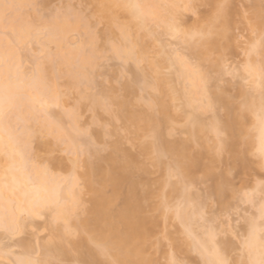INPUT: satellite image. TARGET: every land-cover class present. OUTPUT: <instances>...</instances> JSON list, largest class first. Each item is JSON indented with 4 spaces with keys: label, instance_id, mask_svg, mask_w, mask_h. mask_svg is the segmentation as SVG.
Listing matches in <instances>:
<instances>
[{
    "label": "bare ground",
    "instance_id": "1",
    "mask_svg": "<svg viewBox=\"0 0 264 264\" xmlns=\"http://www.w3.org/2000/svg\"><path fill=\"white\" fill-rule=\"evenodd\" d=\"M53 1L56 0H11L19 4L39 5V10L25 8L6 20H0V50L6 49L9 53L15 52L9 42L30 20L39 22L42 18L50 19L59 14L66 30V40L59 49L58 60L55 63H40L38 82L32 80L36 60L31 53L35 49L16 54L14 59L0 66V78L7 80L11 76L17 89L16 104L5 120L7 131L0 142V178H4L0 183L11 185L13 176L19 182L15 196L10 190L5 191L0 200V216L8 224L13 220L20 224V230L14 235L0 228V260L6 264H19V261L29 259L58 261L60 264L100 262L103 257L89 237L104 240L111 231L114 239L123 245L124 251H131V255L123 257L125 259H136L139 255L150 264H160L159 259L163 257L158 258V249L167 243L171 252L169 255L166 253V264L172 259L179 260V255L185 259V256L194 253L196 264H211L213 243L207 229L212 227L210 224L207 227L199 224L210 223L211 217H204L206 220L200 222L203 220L200 213L205 215L210 204L216 205L221 212L228 210L231 203L240 198L233 178L236 176L245 184L252 172L264 171V167H261L264 162V124L260 111L264 92V51L257 46L241 69L249 80V91L241 81L233 92L220 83L225 57L237 48L233 31L239 14L233 0H78V4L88 11L86 15L83 13L84 16L79 11L77 14L66 1L64 9L61 8L64 4L59 6L63 11L55 12L56 7H51ZM258 1L260 3V0H253L249 4L245 0L247 15L240 14L251 33L253 31L249 24L259 20L261 11ZM189 2L202 5L203 11L188 25L182 21V16L184 12L191 11L176 8L168 10L167 15H161L159 10L149 7ZM219 3H225L228 7L218 25L217 34L201 46L186 38L185 34L190 35L205 27ZM124 5L142 7L137 9ZM173 19L178 30L175 37L168 29ZM91 20L102 24L103 28L90 29L94 27ZM81 30L83 36L74 43L81 52L90 53V45L94 43L99 52L107 50L112 54L114 44L123 46L130 40L136 44L138 56L144 59L141 64L144 65L138 67L134 60L125 62L112 54L111 58L122 60L125 67L130 66V77L121 73L124 77L118 81L112 77L97 80L96 76L101 77L96 75L98 67L86 64L85 58L74 51L73 43L69 41L72 32L79 34ZM162 36L177 39L189 54L185 56L196 60L202 76L188 74L180 64L173 65L168 55H161L165 47L160 49L156 40H162ZM154 48H157L156 55L152 57L150 54ZM171 51L169 49L168 52ZM248 65L252 67L251 72L246 70ZM143 66H146L145 69ZM85 67L94 75L81 81L77 74L83 72ZM165 70L168 74L163 73ZM62 79L65 81L60 82ZM61 85L66 92L61 90ZM94 87L97 88L96 93L90 94L89 90ZM70 94L78 95L79 103L67 111L66 108L62 109L66 106L63 100L67 101ZM57 96L62 106H56L54 98ZM105 100L114 105L118 116L106 110ZM87 105L92 113V122L89 129L83 132L79 127V118ZM55 106L61 110L55 109ZM206 114H210L209 119ZM63 127L68 130H63ZM117 128L128 130L129 135L125 136L123 131L118 133ZM217 130L223 133L222 150ZM150 132H154L159 150L166 158H156L151 142H144L145 135ZM81 133L84 134L82 142ZM49 137H53V143L55 140L56 144L58 140L67 143L65 145L73 156L80 151L84 157L81 171H77L78 165L73 163L77 161L76 158L67 165L62 158L54 155L57 146L49 141ZM105 144L107 147L97 150V146ZM170 164L180 167L183 182L169 178ZM255 184L253 192L258 189L257 194L260 185L256 188ZM196 185L202 186L203 195L198 194V191L202 194L201 190L197 189L198 193L194 190ZM186 186L188 191L185 190ZM35 190H39L45 204L51 199L58 207L46 206L40 216L24 215L20 210L23 193H34ZM243 198L240 199L246 202L245 194ZM161 200H167L173 211L166 213L162 210ZM27 206L25 202L24 207ZM256 206L259 208V201ZM109 207L114 209L111 215L107 213ZM56 211L64 217L58 224L53 223ZM128 216H132L135 223L130 224ZM42 217L46 218L47 239L39 244L37 242L36 246L32 239L19 242L21 253L13 256L11 250L7 249L11 245L6 242L5 247L2 241H10L23 234L33 227L34 220ZM64 220L73 235L66 234ZM171 220H176V223ZM169 221L181 228L171 230L170 227L174 226ZM249 221L246 223L245 238L249 232ZM167 223L170 231L166 228ZM106 224L110 227H106ZM186 228L190 229L191 235ZM217 232L215 248L229 260L233 244L228 239H220ZM259 235L258 231V238ZM243 251L236 264H250L248 251ZM34 254H37L36 257ZM259 258L257 244L251 259L258 261ZM184 262L186 264L187 261Z\"/></svg>",
    "mask_w": 264,
    "mask_h": 264
},
{
    "label": "snow or ice",
    "instance_id": "2",
    "mask_svg": "<svg viewBox=\"0 0 264 264\" xmlns=\"http://www.w3.org/2000/svg\"><path fill=\"white\" fill-rule=\"evenodd\" d=\"M120 7V5H117ZM124 7H132V8H141V5H124ZM152 9H156L160 11L161 15H167L168 10L180 8L185 11H191L193 15H196L198 10L202 7V5L196 3H183V4H160V5H151L149 6ZM228 5L225 3H219L215 6V12L210 18L209 22L205 25L204 28H201L197 32H193L190 35L185 34L186 38L191 39L198 46L204 45L207 41H209L214 35L218 32V25L224 18L225 11ZM261 11L259 14L258 21H251L249 26L252 28L253 34L258 35L259 39L251 45V50L246 54L251 56L253 52H255L257 46L260 47L262 51H264V0H261ZM36 9L39 10V5L36 4H19L15 2H11V0H0V20H6L13 15V13L18 12L22 9ZM143 15V13H141ZM63 22L60 20L59 14L56 17L50 19H41L39 22L30 20L21 26L18 33H15V39L10 41L9 44L11 47L15 49L14 53H9L6 49L0 50V66L7 64L10 60L14 59L16 54H23L31 49H35L32 51V56L36 60V70L33 73L32 80L33 82H38L40 80V63L43 61H51L55 63L59 57V49L63 47L66 40V30L62 26ZM169 32L175 37L178 34V30L175 24V20L168 24ZM7 32H5V35ZM153 39H156L153 37ZM156 43L160 49H164V44L162 40H156ZM74 51L79 53V56H83L85 58L86 64H95L97 67L100 65V62L104 58V53L99 52L98 49L95 48L94 43L90 45L91 52L83 51L81 52L76 48V45H72ZM112 54L120 57L125 62L129 59L134 60L139 67L141 63L144 62V59L140 58L137 53L136 44L132 43L130 40L123 46L113 45L112 46ZM161 55H168L170 58V62L175 64H180L181 67L185 69V71L190 75L202 76L200 67L194 58H189L185 55H181L180 52L176 50H172L168 52L166 49L161 51ZM79 56L77 57V63L80 62ZM246 70L251 72L252 67L248 65ZM262 72H264V68H262ZM89 75H94L93 73H89L87 67H85L84 71L78 73V79L81 81L87 79ZM17 100V89L13 84L11 76L4 80L0 78V142L3 140V136L7 131L5 129V120L9 116V114L13 111ZM54 102L57 106H59L60 97H55ZM105 108L110 113H114L116 116L119 115L117 109L114 107L112 103L108 100L104 101ZM44 107V105H42ZM71 111V110H69ZM261 116H262V124H264V92H262V100H261ZM119 123V120L116 121ZM124 132L125 136L129 135L128 130L123 128H117V132ZM217 138L221 140L220 150L223 149V133L217 130ZM9 140H12L11 135L9 134ZM144 142H151L153 154L156 158H166L164 154L160 152L159 147L156 143V138L154 132H150L145 135ZM107 147V144L97 146V150L100 151L103 148ZM262 157H264V150H262ZM23 161V158H21ZM74 165H78L79 161H74ZM22 166V165H21ZM261 167H264V162H262ZM169 178L176 179L178 181H184L183 173L178 165H169ZM4 178H0L2 180ZM186 185V182H185ZM19 189V182L16 177L13 176L11 185L6 183H0V200L3 199L4 193L6 190H10L12 195L15 196L16 192ZM185 190L188 191L187 186ZM256 193H245V199L247 203L255 205L257 203ZM10 203L12 201H9ZM27 202L28 206L24 207V203ZM56 205L55 201L49 199L47 204L42 200L39 195V190H35L34 193L24 192L23 199L20 203V210L26 216H40L41 210L44 207H53ZM58 207V205H56ZM160 207L166 213L173 211L171 207H169L167 200H161ZM114 212V209L109 207L107 209V213L111 215ZM258 212V220H259V228L257 227V219L253 218L249 221V232L248 236L242 242V249L248 251L250 256V264H264V182L261 183L259 188V208ZM201 219H204L203 212L200 213ZM63 214L59 211H56V214L53 216V223L58 224L63 220ZM128 222L130 224L135 223V219L132 216L127 217ZM65 223V232L67 235H73L72 230L67 227V221L64 220ZM106 227H110L106 224ZM230 227V225H229ZM0 228H2L5 232L10 234H16L20 230V224L15 220L12 221L11 224L6 223L5 218L0 216ZM186 231L189 235L190 229L186 228ZM259 231V238L257 237V232ZM209 239L213 243L211 255L213 259L211 264H233L232 261L228 260L226 256L221 255L219 249L215 248V230L212 228L207 229ZM93 246L97 250L98 254L103 257V260L100 262H83V264H150V262L146 259L140 258L139 255L136 259H125L126 255H131V251L125 252L123 245L119 242V240L114 239L113 234L109 231L107 239L104 240H95L92 237H89ZM259 246L260 250V258L258 261L251 259L252 253L255 250L256 246ZM19 264H60L58 261H41V260H21ZM80 264V262H78ZM169 264H181L180 261L176 259H172Z\"/></svg>",
    "mask_w": 264,
    "mask_h": 264
},
{
    "label": "rangeland",
    "instance_id": "3",
    "mask_svg": "<svg viewBox=\"0 0 264 264\" xmlns=\"http://www.w3.org/2000/svg\"><path fill=\"white\" fill-rule=\"evenodd\" d=\"M248 1H249V4H251V2H253V0L252 1L248 0ZM56 2H58V3H56ZM78 2H79L78 0H56L55 2L53 1L51 3V7L52 6L53 7L55 6L56 9L54 11L57 12V10H58V12H60V10L63 11L62 9H64V7L66 6L65 5V3H66L69 7L71 6L77 14L79 12L80 13L82 12L80 15H82V16L86 15L88 11L85 10V8L82 5L78 4ZM244 2H245V0H244ZM244 2H242V1L240 2V0H233V4L235 5L234 7H236L235 9L237 10V12L239 14V15L236 16L237 25H236V27H235V29L233 31L234 37L236 39L237 48L233 52H229L226 55V57H225V63H224V66L222 67V70H223L222 71V76L223 77L222 76L220 77V78H223L222 81L220 80L221 81L220 83L222 84V86L223 85H225L224 87H227L228 86L227 89L230 88L233 92H235L233 90L234 88H236L235 86L238 84V82L241 83V81L244 84V87L246 88V90L250 87L249 80L246 78V75L242 73V70L241 69H243V67H245V63L248 60V55L246 53L250 51L249 48H251L252 43L254 41H257L255 39L256 38L258 39V37H256V35L254 36V34L251 33L248 30V28L246 26V20H244V19H242L240 17V14H242L244 16L247 15V12H246L247 4H246V2L245 3ZM54 3H56V4H54ZM249 4H248V7L250 6ZM259 4L261 6V0H260V3L258 1V5ZM60 5L61 6L63 5V7H61L62 9L59 8ZM81 9H82V11H80ZM68 10H70V8ZM202 11H203V8L201 7L198 10V12L196 13V15H193L192 12H184L183 13V16H182V21L186 25L191 24L194 20H196L200 16V14L202 13ZM71 13H74V12H71ZM83 13H85V14L83 15ZM92 20H91V22H92V24H93V26L95 28L92 27L90 29H92V30H94V29H100L101 30L103 28L102 27L103 26L102 24H97L95 22V20H94V22L96 23L95 24ZM97 31H99V30H97ZM81 35L83 36V31L82 30L79 32V34H76L75 32H72V34L69 35V41H70V43H73V44L75 43L76 44L80 40ZM161 39L164 42L163 44H166V45H164L165 49H166V47H168V49H166V50L169 51V49H170V51H171V49L172 50L174 49V50L180 52L181 55H187L186 50L179 44L180 42L177 39L171 38V37H168V36H162ZM156 50H157V48H154L152 50L150 56H152V57L155 56L156 55ZM102 53H104V58L100 62V65L98 66V69L96 68V70H97L96 72L97 73L99 72V73L97 74L95 72L96 75L101 76V77L96 76L97 80L101 79L102 77H103V79H101V80L109 79V78L112 77V78H115L118 81L121 77H124V75L122 76V74H125V75H129L130 74V70H129V67L130 66L125 67L124 65H126V64H124L122 62V60L114 59V57L111 58V55L112 54L109 51H107V50L105 52H102ZM187 56H189V54ZM141 65H144V64H141ZM28 66L31 68V66L27 64V67ZM140 67L142 68V66H140ZM143 67L145 69L146 66H143ZM164 72H167V70L163 71V73ZM224 72H225V75H223ZM170 73H172V70H171ZM165 74H168V72L165 73ZM129 77H130V75H129ZM246 79H247V81H246ZM58 81H57V83H58ZM64 81L65 80H63V79L60 80V82H64ZM61 86H59L61 88V90L65 91L66 90L65 87L63 85H61ZM96 91H97V88L94 87V88H92V89L89 90V93L90 94H94V93H96ZM247 91H249V90H247ZM70 95L71 96H69L67 98V101H64L65 99L63 100V103L66 102L65 103L66 106L65 107L63 106L62 109H65V108H66V110L67 109H70L73 105L76 106L79 103V98H78V100L76 98L78 95H76V94H73V95L70 94ZM60 105H61V103L59 104V106ZM55 109L61 110L60 107H56ZM54 112L58 113V112H61V111H54ZM64 112H66V111L64 110ZM204 116H205V114H204ZM209 117H210V114L208 116L206 114V118L209 119ZM206 118H205V120H206ZM91 122H92V113H91V110H90L89 106L87 105L86 108L81 112V115H80V118H79V127H80V129L83 132H85L87 129H89V127L91 125ZM62 125L64 126V124H62ZM64 127H63V130L66 129ZM67 130L68 129H66V131ZM177 132L180 133L179 131H177ZM80 137H81L80 138V141L82 142L83 139H84V134L81 133ZM78 138H79V136H78ZM48 139H49V141L52 142V144L54 146L55 145L57 146V147L55 146L57 150L55 149L56 151L54 152V155H57L58 157L62 158L63 161H65V163L67 165H70L71 164V160L73 158H76L77 161H79L77 171H81L82 170V167H81L82 166L81 165L82 163L81 162L83 160L82 159L83 155L80 153V151H78L79 154L73 156L71 154L70 150L68 149V147L66 146L67 143H65L66 144L65 145L64 142H63V140H61V141L58 140L57 144H56V140H55L54 141L55 144H54L53 143V137L52 138L49 137ZM80 141H79V144L81 146L82 143ZM252 173L253 174L249 177V180L247 181L248 183L246 182L245 184L241 183V181H240V179L238 177L236 178V176H235L233 178V184H235L234 186H235L236 190L237 189L239 190V191L238 190L237 191H238V195H239L240 198L241 197L243 198V194H245V193H252L253 192V187H255L253 185L255 183L258 182L257 184H255L256 185V188H257V185L258 184L261 185L260 183L264 182V171H255V172H252ZM198 186L199 185H196L194 187V190L196 192H197V189L198 190H201L202 189V186H199L200 189L198 188ZM258 188H259V186H258ZM198 192L197 193L200 196L203 195L202 190H201V193L202 194H200V191H198ZM255 192H258V189H257V191L255 190ZM258 194L259 193H257V195H256V198L258 199V200L256 199L257 202L259 201V198H258L259 195ZM240 198L236 199L237 201L235 200L234 202H232L231 203V206L229 207L228 210L222 211V212L219 211V209L217 208L216 205L210 204L209 207H208V209L206 210L205 215H204V217L205 218L207 217L208 219H209V217H211L210 223H207V221H206L205 224L204 223L203 224L199 223L200 225H202L204 227H207V225L210 224V226L212 228H214L215 231H218L219 232V233L218 232L217 233L219 235L218 237L219 238L221 237L220 239H222V240L224 238H225L224 240H227L228 239L230 241V243L233 244V246H232L233 247V251L231 252V256L229 257L230 258L229 260L232 261L233 264H236L237 263V260L240 257H242L243 256L242 254L244 253L243 249H241V245H242L241 242H243L242 240L246 236L245 235L246 234V226H247L246 223H247V221L249 219L250 220L253 219V218H256L257 219V213H258L257 212L258 207L256 206V203H255V205H253V204H250V203H247V202H243ZM174 203H175V200H174ZM233 203H234V205H233ZM171 205H174V204L172 203ZM205 220L203 219L200 222H204ZM45 221H46V218L45 217H42V218H39V219L34 220L32 222L34 224V225L32 224L33 227H30L28 230L26 229V231L23 234H21V235H19L17 237H14L15 239L12 238V240H10L11 242L9 240H7V239L3 240L2 241L3 244L5 243L4 246L7 247V244H10L11 247H9V245H8L7 249H8V251L11 250L10 253L14 256V255H17L18 253H21V250H20V248L18 246V243L19 242H27L29 239H32L33 243L36 246L37 245V242L39 244L42 241L46 240L47 239V236H48V231L45 228V225H46V222ZM173 221H174V223H176V220H173ZM173 221L171 220V222H173ZM174 223H171V226H174V227H170V229L173 230V231L174 230L176 231L180 225L178 227H176L175 226L176 224H174ZM178 224L179 223H177V225ZM229 225H230V227H229ZM167 227H168V223L166 225V228ZM166 228H165V231H166ZM179 228H181V227H179ZM168 229H169V227L167 228V230ZM168 231H170V230H168ZM17 240H20V241L17 242ZM6 242H7V244H6ZM14 243H15V245H12ZM9 248H11V249H9ZM160 248L158 249L160 251L159 254L157 252L158 258L159 257H163V258L159 259V263L160 264H166L167 262H165V260H164V259H166L168 257L166 255V253H168V255H169V253L171 252V250H169V245L167 243H163V248H161V249ZM34 255L36 257L37 254H34ZM193 255H191V256H185L186 257L185 259H183L184 256L182 257L181 255H179L178 256V259H179L178 261L181 260V262H183L184 264H185L184 261H187L186 264H189V263L190 264H194L195 262L197 263V261H195V259H197V257L195 255V257H196L195 258ZM0 261H1L0 263L6 264V263H4V260H0ZM5 262H7V261H5Z\"/></svg>",
    "mask_w": 264,
    "mask_h": 264
}]
</instances>
